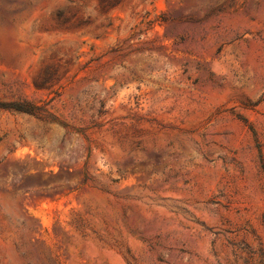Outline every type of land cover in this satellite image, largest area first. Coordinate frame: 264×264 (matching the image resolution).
I'll use <instances>...</instances> for the list:
<instances>
[{"label":"rangeland","instance_id":"obj_1","mask_svg":"<svg viewBox=\"0 0 264 264\" xmlns=\"http://www.w3.org/2000/svg\"><path fill=\"white\" fill-rule=\"evenodd\" d=\"M0 264H264V0H0Z\"/></svg>","mask_w":264,"mask_h":264}]
</instances>
